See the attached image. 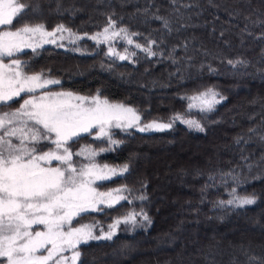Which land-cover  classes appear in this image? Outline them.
I'll list each match as a JSON object with an SVG mask.
<instances>
[{
  "label": "trees",
  "instance_id": "1",
  "mask_svg": "<svg viewBox=\"0 0 264 264\" xmlns=\"http://www.w3.org/2000/svg\"><path fill=\"white\" fill-rule=\"evenodd\" d=\"M24 2L35 9V14L29 13L24 22L43 23L47 29L63 24L77 33L94 34L102 32L111 18L117 22L114 30L127 28L129 33H141L133 37L141 44L146 43L145 37L156 40L159 48L154 46L153 50L163 53L144 58L134 44L124 40L97 44L88 36L63 47L44 45L35 53L25 49L17 57L29 62L31 72L44 70L61 81L48 89L86 95H95L99 90L101 96L137 109L143 121L169 120L183 113L184 118L199 120L204 127L201 132L176 121L165 131L112 129L114 137L123 143L99 153L95 160L127 163L130 171L98 182L103 185L99 190L127 185L132 192L126 195L135 203L122 202L123 207L106 214L89 213L77 219L79 223L99 221L106 229L112 217L142 207L152 223L129 226L128 230L121 225L112 240L81 245L77 264H264V140L260 139L264 136V0H177L175 4L172 0ZM154 16L168 19L172 30L165 29ZM109 46L121 53L127 48L139 58L134 57L135 62L110 58L105 55ZM229 60L245 63L233 67L227 63ZM206 87H215L226 99L206 116L199 109L189 111V101L181 97ZM18 106L12 104V108ZM220 133L218 142L225 149L217 153V159H190L175 150L197 143L203 151ZM238 138H242L240 143L236 142ZM82 144L98 150L107 146L93 136H85L71 145L72 151ZM160 146L169 153H157ZM47 147L42 145V150ZM176 173L179 176L173 182ZM225 173L235 178H227V186L220 182ZM159 175L167 179L165 189L160 188ZM210 176L216 179L210 180ZM205 185L210 186L202 196ZM232 188L242 196L254 194L256 203L242 208L214 207L216 201L230 198ZM140 195L148 199L136 200ZM171 199L177 202L172 204ZM247 222L250 232L261 237H250L247 231L241 235L228 231ZM204 224L213 225L215 231ZM224 231L227 233L222 238ZM203 233L211 235L208 240L204 238L205 244L200 237ZM192 238H198V242L189 243ZM197 251L204 254L205 261L193 256Z\"/></svg>",
  "mask_w": 264,
  "mask_h": 264
},
{
  "label": "snow or ice",
  "instance_id": "2",
  "mask_svg": "<svg viewBox=\"0 0 264 264\" xmlns=\"http://www.w3.org/2000/svg\"><path fill=\"white\" fill-rule=\"evenodd\" d=\"M176 2L172 0L173 4ZM29 13L35 14V9L24 0H0V264H77L81 245L94 240H112L121 225L128 230L129 226L135 228L152 223L142 207L139 211L133 207L112 217L106 231L99 221L73 226L83 215L106 214L108 210H116L117 206L123 207L122 202L135 203L124 194L132 192L127 185L99 190L103 185L98 182L112 180L130 171L127 163L117 167L96 163L99 153L111 151V146L123 143L113 138L112 129L165 131L176 121L201 132L204 127L199 120L184 118L183 113L174 114L167 123L159 120L144 123L137 109L110 102L99 90L92 96L48 90L49 85H60L61 81L49 78L44 70L31 72L29 62L17 58L18 54L24 53L25 49L35 53L45 44L63 47L57 41L67 38L64 32L74 37L73 43L83 37L75 35L63 24L48 31L43 23L24 22ZM153 18L160 20L168 31L172 30L168 19ZM116 23L109 18L107 27L89 39L109 45L114 40H124L128 45L134 44L144 58L163 56L162 52L153 50L154 46L159 48L158 41L145 37L146 43H137L133 37L142 36L141 33H129L127 28L114 30ZM16 24L20 26L16 27ZM57 33L61 35L57 36ZM105 55L132 62H135L134 57L139 58L136 52L125 48L121 53L112 46ZM227 63L236 67L245 62L229 60ZM181 99L189 101V111L199 109L206 116L226 97L215 87H206ZM13 103L19 106L12 108ZM85 136H93L110 147L97 150L84 145L73 152L71 145ZM241 139L236 142L240 143ZM260 139L264 140V136ZM42 145L48 146L49 150L43 151ZM74 157H84L88 163L74 160ZM54 161L57 162L55 166ZM227 178L235 179L230 173L222 174L220 182L225 186ZM209 179L214 181L216 178L210 176ZM209 186L205 185L201 190L202 196ZM228 195L229 199L218 200L213 206L242 208L256 203L254 194L242 196L235 188ZM135 199L143 202L148 198L140 195Z\"/></svg>",
  "mask_w": 264,
  "mask_h": 264
},
{
  "label": "rangeland",
  "instance_id": "3",
  "mask_svg": "<svg viewBox=\"0 0 264 264\" xmlns=\"http://www.w3.org/2000/svg\"><path fill=\"white\" fill-rule=\"evenodd\" d=\"M66 28H68V27H66ZM54 29V28H53ZM68 29H70V28H68ZM48 31H51L52 29H47ZM71 32L72 33H74L75 35H77V36H81V37H85V36H88V37H91L92 35H94V34H96V33H94V34H87V35H85V34H81V33H77V32H75V31H73L72 29H71ZM97 33H101V32H97ZM59 35H61L60 33H57V36H59ZM63 35L65 36V37H67L66 39H64V40H59L58 39V43H60V44H63V46H65L67 43H73L72 41H73V39H74V37H69V34L67 33V32H64L63 33ZM102 38V37H101ZM45 45H48V44H45ZM53 45H56V44H53ZM44 46V45H43ZM18 58V57H17ZM5 62H7V58L5 59ZM49 78H53V79H57V78H55V77H52V76H48ZM49 86H51V85H49ZM48 86V87H49ZM48 90H51V91H70V90H65V89H48ZM70 92H73V93H76V94H79V95H83V96H92V95H86V94H83V93H80V92H74V91H70ZM103 97V96H102ZM24 98H27V97H24ZM103 98H106V97H103ZM108 99V98H107ZM110 102H113V103H123V102H121V101H116V100H110V99H108ZM22 102V101H21ZM125 104V103H124ZM125 105H128V104H125ZM128 106H130V105H128ZM132 107V106H131ZM187 119V118H186ZM152 120H159V121H161V122H165V123H167L169 120H162V119H157V118H153V119H150V120H146V121H143L144 123H147V122H149V121H152ZM219 135H221V133L220 134H218L217 136H215V140L212 142V143H209V144H207V147L202 151L201 150V148L199 147V144H197V143H191V144H184V145H181V146H177L178 148H176L175 150H179V151H182L183 153H185V155L188 157V158H204V160H206L207 158H209V157H211V158H213V159H217V153L218 152H222L224 149H225V147L222 145V144H219ZM114 139H116L115 137H113ZM84 145H90V144H82V145H80L78 148H77V150H75V151H79V149L82 147V146H84ZM90 146H92V145H90ZM115 145H113V146H111L112 148L114 147ZM93 148H95L94 146H92ZM108 147H110L108 144H107V146L106 147H104V148H108ZM96 149V148H95ZM47 150H49V147H47L46 149H44L43 151H47ZM98 150V149H97ZM156 152L157 153H163V154H168L169 153V151L168 150H166V149H164L162 146H160L157 150H156ZM204 154H207L208 156H206V155H204ZM77 161H79V162H82V163H88V161L84 158V157H77V159H76ZM96 163H98V164H101V165H103V164H107V165H109V166H113V167H117V166H121L122 164H117V165H114V164H110V163H107V162H99V161H97L96 160ZM165 164V163H164ZM167 164V166H168V164L169 163H166ZM56 164H54L53 163V166H55ZM160 177H159V179L161 180L160 181V183H161V185H160V188H162V189H165L166 188V186L165 185H167V179H165V177L164 176H161V175H159ZM173 177V182H176L175 181V178L176 177H178L179 176V174H174V175H172ZM166 182V183H165ZM180 184V183H179ZM117 187H119V186H115V187H113V188H117ZM113 188H110V189H113ZM107 190H109V189H107ZM107 190H100V191H107ZM125 195H126V193H124ZM174 201H176L177 202V199H171L170 200V202L173 204L174 203ZM176 204V203H175ZM264 211V210H263ZM262 212V211H261ZM91 223H93V221H84V222H82V223H79L78 225H75L74 227H79L81 224H91ZM112 223V222H111ZM111 223H109V224H111ZM250 222H247L246 224L245 223H242V224H239V225H237V226H235L234 228H232V229H230V230H228L229 232H232V230H235L234 232H236L237 234L239 233V235H241V234H243L244 232H246L247 231V233L250 235V237H261V235L260 234H257V233H255V232H250L251 230L249 229V226H250V224H249ZM204 226H208L212 231L214 230L215 231V228H214V226L213 225H208V224H204ZM42 230V229H41ZM107 230V227H106V229H105V231ZM227 232L226 231H224L223 233H221L220 234V237H222V238H224L226 235ZM96 234L97 235H99L100 233H99V231H97L96 232ZM201 238H203V243L205 244V239L206 240H208L209 238H211V235H206V234H201V236H200ZM205 238V239H204ZM192 243V242H198V238H192V239H189V243ZM148 250H150V251H152L151 250V248L150 249H148ZM67 255H71V253H66ZM193 256L194 257H200V258H203L204 257V254L201 252H196L195 254H193ZM178 257V259H179V256H177ZM204 259V261H205V258H203Z\"/></svg>",
  "mask_w": 264,
  "mask_h": 264
}]
</instances>
